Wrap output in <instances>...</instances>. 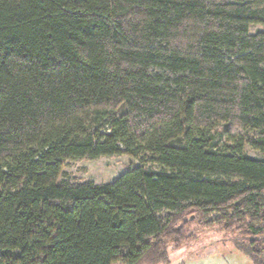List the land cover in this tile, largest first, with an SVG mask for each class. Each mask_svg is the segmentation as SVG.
Returning a JSON list of instances; mask_svg holds the SVG:
<instances>
[{
  "label": "trees",
  "instance_id": "16d2710c",
  "mask_svg": "<svg viewBox=\"0 0 264 264\" xmlns=\"http://www.w3.org/2000/svg\"><path fill=\"white\" fill-rule=\"evenodd\" d=\"M253 25L264 0H0V264H166L192 223L264 264ZM124 154L111 182L61 179Z\"/></svg>",
  "mask_w": 264,
  "mask_h": 264
},
{
  "label": "rangeland",
  "instance_id": "374dc122",
  "mask_svg": "<svg viewBox=\"0 0 264 264\" xmlns=\"http://www.w3.org/2000/svg\"><path fill=\"white\" fill-rule=\"evenodd\" d=\"M262 29L264 26L253 25L251 27L252 32ZM245 150L250 156H261L251 146L247 145ZM138 165H141L139 159L126 154L98 159L68 160L61 179L95 181L97 183L111 182L129 168ZM146 167L153 171L159 170V167L150 164ZM197 229V224L192 223L188 234L196 232V238L178 249H172L169 254V262L166 264H263L249 256L234 235Z\"/></svg>",
  "mask_w": 264,
  "mask_h": 264
}]
</instances>
